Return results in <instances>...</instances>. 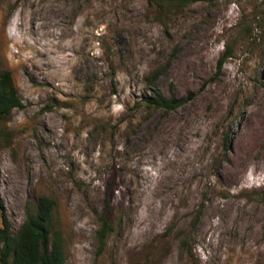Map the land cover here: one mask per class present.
<instances>
[{
	"label": "rangeland",
	"instance_id": "rangeland-1",
	"mask_svg": "<svg viewBox=\"0 0 264 264\" xmlns=\"http://www.w3.org/2000/svg\"><path fill=\"white\" fill-rule=\"evenodd\" d=\"M5 71L13 235L47 196L66 264H264V0H0Z\"/></svg>",
	"mask_w": 264,
	"mask_h": 264
},
{
	"label": "trees",
	"instance_id": "trees-1",
	"mask_svg": "<svg viewBox=\"0 0 264 264\" xmlns=\"http://www.w3.org/2000/svg\"><path fill=\"white\" fill-rule=\"evenodd\" d=\"M178 2L182 5L206 2L216 3L222 0H157ZM226 59V58H225ZM224 62V60H223ZM221 61L220 65L223 63ZM164 68L156 69L149 77L148 84L152 94L144 97L149 108L174 111L187 102V99H168L156 88V81ZM23 108L22 100L14 85L10 71L0 74V122L6 121L15 109ZM1 152V144H0ZM56 202L47 196L39 197L35 211H28L27 218L16 235L12 233L11 222L0 193V264H66L61 231L53 228V215ZM101 242L104 243L112 226L105 215L101 217Z\"/></svg>",
	"mask_w": 264,
	"mask_h": 264
},
{
	"label": "bare ground",
	"instance_id": "bare-ground-1",
	"mask_svg": "<svg viewBox=\"0 0 264 264\" xmlns=\"http://www.w3.org/2000/svg\"><path fill=\"white\" fill-rule=\"evenodd\" d=\"M55 128V127H54Z\"/></svg>",
	"mask_w": 264,
	"mask_h": 264
}]
</instances>
